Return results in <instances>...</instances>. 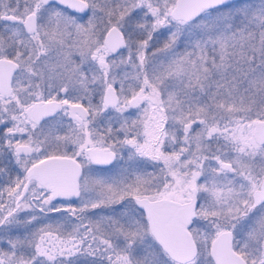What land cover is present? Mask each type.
<instances>
[{"label":"snow or ice","instance_id":"obj_1","mask_svg":"<svg viewBox=\"0 0 264 264\" xmlns=\"http://www.w3.org/2000/svg\"><path fill=\"white\" fill-rule=\"evenodd\" d=\"M0 264H264V0H0Z\"/></svg>","mask_w":264,"mask_h":264}]
</instances>
